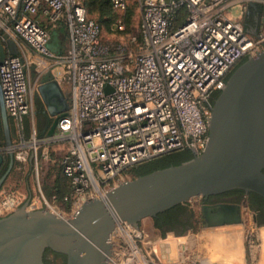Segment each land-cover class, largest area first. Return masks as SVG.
Here are the masks:
<instances>
[{"label":"built area","instance_id":"2783aa9c","mask_svg":"<svg viewBox=\"0 0 264 264\" xmlns=\"http://www.w3.org/2000/svg\"><path fill=\"white\" fill-rule=\"evenodd\" d=\"M110 1L113 9L125 10L126 0ZM249 1L138 0L137 33L104 40L81 0H0V37L13 35L36 55L38 65L59 64L70 87L67 109L56 118L52 134L39 136L31 125L29 142L21 134L10 146L16 160L30 154L36 162L38 153L48 157L62 144L58 165L68 192L54 204L55 196L50 202L37 181L31 192L20 187L4 195L0 216L21 207L43 210V205L68 216L87 199L131 179L124 176L129 166L175 149L201 153L212 94L242 57L264 49V34L254 40L229 14ZM59 22L66 25L68 39L55 54L48 41L50 28ZM112 29L124 32L123 20ZM18 53H7L0 63V92L6 113L23 133L32 103ZM143 238L139 226L117 221L109 234L107 264H146Z\"/></svg>","mask_w":264,"mask_h":264},{"label":"water","instance_id":"95a60500","mask_svg":"<svg viewBox=\"0 0 264 264\" xmlns=\"http://www.w3.org/2000/svg\"><path fill=\"white\" fill-rule=\"evenodd\" d=\"M7 53L17 54L18 49L2 34L0 63ZM56 122L54 119L48 134L53 133ZM6 145L11 146L10 138ZM8 155L10 170L14 155ZM263 168L264 49L240 62L219 90L210 108L208 140L201 153L120 182L102 198L87 199L68 220L42 209L25 211L24 207L0 216V264H43L46 249L64 254L66 264H107L109 234L117 221L138 227L141 220L154 218L193 196L207 197L235 188L264 198ZM201 211L206 212L207 224H213L211 217H240L236 205H202Z\"/></svg>","mask_w":264,"mask_h":264},{"label":"rangeland","instance_id":"374dc122","mask_svg":"<svg viewBox=\"0 0 264 264\" xmlns=\"http://www.w3.org/2000/svg\"><path fill=\"white\" fill-rule=\"evenodd\" d=\"M83 1L87 5L89 15L101 21L103 26L102 37L104 40L112 38V33L108 29V26H110L111 21L114 19L121 18L126 24V28L133 30L140 20L138 0H126L127 5L125 10L117 11L111 8L108 13L104 14H101L98 2L94 0ZM229 14L242 25L244 23H251L252 20L248 21V19L256 15L258 27L252 26L254 29H247L248 33L254 40L257 39L258 34H264V0H251L248 3L236 5L230 9ZM59 39V35L54 34L51 40L56 41ZM241 61L240 59L226 74L225 81ZM22 124L23 133L19 132L15 122H12L8 126L9 131H11V127H13L12 130L14 131V136L11 137L12 146L18 142L21 134H23L26 142H29L31 137L29 116L23 119ZM57 146H54L53 150ZM62 149L63 145L61 144V152ZM9 152H12V149L6 145V141L2 138L0 130V174L6 165V161L9 159ZM59 155L60 149L58 150L57 148L48 157H44L38 153L36 162L33 161L30 154L23 162L14 158L9 173L1 183L0 199L6 194L15 192L20 187H24L26 192H31L37 188V181L40 183L44 195L50 202L54 201L52 199L54 193L57 195L59 194L58 191H61V195L64 194L67 187L64 184V178L60 174L58 165ZM124 176H126L125 178L135 177L131 172H127ZM200 198L183 204L185 208L191 211L195 218L193 226L183 231L182 234L156 229L153 218H145L140 221L138 226L144 234L141 246L146 264H264V222L260 223L259 212L251 209L247 203V199L242 197L234 204L229 203V205L237 206V213L242 220L240 224H227L228 226L213 224L211 226L207 224V219L205 223L201 221ZM56 203L60 204L58 200L54 204ZM42 207L44 209V205ZM28 209L33 210L30 207ZM48 209L56 211L52 206L48 207ZM61 210L68 213V205L61 202ZM235 240H237L238 247H235ZM232 252H234V256ZM223 253L227 254L228 259L233 256L234 260L230 259V263H222L220 260H217V262L211 261L210 257L223 255Z\"/></svg>","mask_w":264,"mask_h":264},{"label":"crops","instance_id":"0c3cea01","mask_svg":"<svg viewBox=\"0 0 264 264\" xmlns=\"http://www.w3.org/2000/svg\"><path fill=\"white\" fill-rule=\"evenodd\" d=\"M42 21L44 22L43 19ZM54 34H58L60 39L52 41ZM9 37L14 41L18 54L22 56L25 65L29 86L28 97L32 103V112L28 115L29 125L30 127L31 125L35 127L39 136L47 135L50 131L51 122L67 109L70 93L69 84L65 80L59 64L49 61L38 65L36 63V55L31 50L21 47L13 35L10 34ZM67 39L66 25L61 22L57 23L50 28L49 50L55 54L61 53L67 46ZM2 45L5 52H8V44L5 39H2ZM57 148L61 151V145H58ZM210 258L212 262H217L218 260L215 256Z\"/></svg>","mask_w":264,"mask_h":264},{"label":"flooded vegetation","instance_id":"af4514ba","mask_svg":"<svg viewBox=\"0 0 264 264\" xmlns=\"http://www.w3.org/2000/svg\"><path fill=\"white\" fill-rule=\"evenodd\" d=\"M257 14V12H256ZM251 18V17H250ZM248 19V21H251V23H244L243 27L245 28V30L247 29H254L253 27H258V18L256 15H253L251 19ZM248 31V30H247ZM212 100L214 101L215 98V93L212 94ZM12 122H14V120L6 113V111H4V108L2 106V99H1V92H0V130H1V135L2 138L4 139V141H7V138H10L14 136V131L12 130L13 127H11V131H9L8 126H10V124H12ZM53 124V121L50 124V128ZM5 126H7V129L5 128ZM6 130H7V134H6ZM186 152H184V154H182L181 156H178L175 158L176 160H183L188 158L189 156H193L194 152L192 150L189 149H185ZM9 166H10V160L8 159V161H6V165L3 167V171L0 174V179L3 177V175L7 172L10 171L9 170ZM9 173V172H8ZM246 198L247 199V203L249 204V200H251V198L249 197V191H245L242 189H230L227 191H224L222 193H218V194H213V195H209L207 197H201L200 198V202H201V206L202 205H207V206H215V205H220V204H229V203H236L240 198ZM186 203V202H185ZM182 203V207L183 208H174L172 211L170 212H166L163 211L160 214V216H156L157 221L159 222V224L161 225L160 227H155L156 229L160 230V231H164V232H175L178 234H182L183 231L190 229L193 226V222H194V216L191 213V211H189L187 208H185V205L183 206ZM256 205L254 206V208H251L254 211H258L259 215H260V220L264 221V202H261L260 200H257ZM174 207V206H173ZM260 207V208H258ZM201 221L202 223L205 222V213L203 211H201ZM236 243V247H238L237 245V240L234 242ZM66 256L62 253H58V252H54L50 249H46L43 253V264H66Z\"/></svg>","mask_w":264,"mask_h":264},{"label":"trees","instance_id":"16d2710c","mask_svg":"<svg viewBox=\"0 0 264 264\" xmlns=\"http://www.w3.org/2000/svg\"><path fill=\"white\" fill-rule=\"evenodd\" d=\"M94 1L98 2V6H99V10H100L101 14L108 13L110 11V9L113 8L110 0H94ZM81 2L83 3V5H84V7L86 9L87 16L89 18L93 19L94 21H96L101 26V28H103L102 23H101L100 20H97V19H95V18H93V17H91L89 15V11H88L86 3L83 0H81ZM116 20L117 19H114L113 21H111L110 26H108V29L112 33V38L111 39H113L114 37H118L119 35L127 36V35H130V34H136L137 33V27H138L139 22H138L137 26L134 27V30H133V29H127L126 28V24L123 21V23L125 25V30H124V32H118V31H114L112 29L113 24L115 23ZM181 20H182V15L177 20V25L181 23ZM246 58L247 57L244 56V57H242L241 60L244 61ZM218 92L219 91L214 92L215 93V98L217 97ZM211 103H213V100H211ZM184 152H186L185 149H175V150H172V151L157 155V156L152 157L150 159H147L145 161L136 163V164H134L132 166H129V167H127L124 170V172L125 173L131 172L136 177L138 175L146 174V173L152 172V171L157 170V169L165 168V167H168V166H171V165H177V164L182 163L183 161L189 160L192 157V156H189L186 159L176 160L175 161V158L178 157V156H181L182 154H184ZM263 172H264V168H263ZM60 174L64 178V184L67 187V189L64 191V194H66L68 192V181L63 176L61 171H60ZM58 193L59 194H57V195H56V193H54L53 196H55V198H56L55 201L58 200L60 202V201H62V197H63L64 194L61 195V191H58ZM249 197L251 198V200H249V204L248 205L251 208H254V206L256 205L255 202L257 200H260L261 202H264V198L261 195L255 193V192L249 191ZM174 208H183V207H182V204H178V205H175L174 207H170L169 209L166 210V212H170ZM258 208H260V207H258ZM160 214H163V213H159V214H157V216H160ZM156 218L157 217H154L153 221H154V226L158 228L161 225L159 224V222L157 221ZM263 222L264 221H262V220L260 221V223H263Z\"/></svg>","mask_w":264,"mask_h":264},{"label":"bare ground","instance_id":"6f19581e","mask_svg":"<svg viewBox=\"0 0 264 264\" xmlns=\"http://www.w3.org/2000/svg\"><path fill=\"white\" fill-rule=\"evenodd\" d=\"M262 51V50H261ZM260 51V52H261ZM259 53V52H258ZM253 56H255V55H253ZM107 193V192H106ZM101 196H97V197H95L96 199H100V198H102L103 196H105L106 194L105 193H103V194H100ZM197 198H200V196H193V197H191L190 199H189V201H195ZM51 207V206H50ZM24 210L25 211H32V210H29L28 209V207H26V208H24ZM44 211H46L48 214H52L53 216H55L57 219H62V220H68V219H70L72 216H73V214L78 210H76L74 213H72V214H70V215H68V216H66V215H61V214H59V213H57L56 211H52V210H50V209H43ZM14 213H16V211L14 212ZM212 221H213V224H215V225H227V224H229V225H234V224H240L241 222H242V220H241V217H238V219L237 220H235V218L234 217H229V218H227V219H223V217H211L210 218ZM223 220L224 221H227V222H223ZM120 221V220H119ZM219 221H222V222H220V223H218ZM217 222V223H216ZM213 224H210L211 226L213 225ZM228 226V225H227ZM236 241V240H235ZM236 247V246H235ZM234 252H232V255L234 256L235 254H233ZM236 253V252H235ZM224 255V256H223ZM223 255H219V256H216L217 258H218V260H220L222 263L224 262V263H229L231 260L230 259H232V260H234L232 257H230V259H228L227 258V254H225V253H223ZM236 258V257H235ZM237 259V258H236Z\"/></svg>","mask_w":264,"mask_h":264}]
</instances>
